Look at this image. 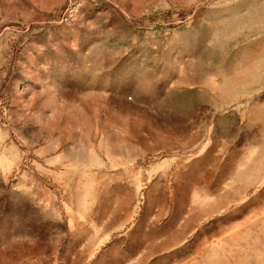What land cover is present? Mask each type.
I'll list each match as a JSON object with an SVG mask.
<instances>
[{
  "label": "rangeland",
  "instance_id": "374dc122",
  "mask_svg": "<svg viewBox=\"0 0 264 264\" xmlns=\"http://www.w3.org/2000/svg\"><path fill=\"white\" fill-rule=\"evenodd\" d=\"M0 264H264V0H0Z\"/></svg>",
  "mask_w": 264,
  "mask_h": 264
}]
</instances>
